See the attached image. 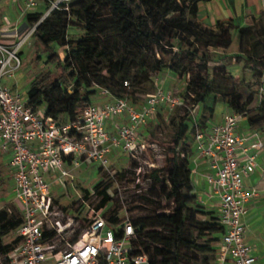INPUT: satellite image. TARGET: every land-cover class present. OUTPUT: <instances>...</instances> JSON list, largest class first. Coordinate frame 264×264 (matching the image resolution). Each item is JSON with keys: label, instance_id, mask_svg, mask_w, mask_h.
<instances>
[{"label": "trees", "instance_id": "1", "mask_svg": "<svg viewBox=\"0 0 264 264\" xmlns=\"http://www.w3.org/2000/svg\"><path fill=\"white\" fill-rule=\"evenodd\" d=\"M199 1L208 0H72L67 9H54L37 25L33 36L51 60L57 58L52 46L63 47L62 71L55 77L50 71L35 75L26 92L29 104L35 108L45 106L46 115L55 119L74 118L93 101L100 88L107 89L112 97L126 96L129 100V90L149 79L144 70L149 65L154 72L168 69L186 79L184 89L192 106L202 105L208 95L220 94L229 111L245 114L246 104L235 93L244 85L257 87L252 94L259 97L264 110V13L251 17L244 26H237L232 20L209 25L199 18ZM42 14L26 13L29 27ZM70 27L79 31L77 38L68 36ZM235 32L240 54H225L221 64L210 65L213 59L209 49H227ZM133 61L137 62L135 76L130 74ZM231 61L242 62L243 69L249 68L253 81L242 78L233 84L225 69ZM212 115L213 107L202 106L194 119L191 107L177 118L172 116L173 135L164 145L163 165L152 167L147 178L165 184L163 191L173 204L172 215L177 220L163 212L159 204L153 216L130 219L135 232L132 252L146 254L147 264H181L188 253L213 254L212 244L221 240L224 227L214 211L206 210L200 202L190 178L196 128L205 130ZM260 125H264V112L247 119L250 128ZM259 132L264 138V128ZM147 139L154 140L152 135ZM161 170L165 176H161ZM126 174V170L116 171L114 178L122 180ZM112 185V180L100 181L92 187V193L82 188V198L89 200L93 194L98 198L96 210L103 208L112 199ZM150 197L149 193L142 195L145 200ZM82 209L83 206L78 208V214ZM198 215L206 219L198 220ZM107 220L114 226L120 221L115 213H110ZM20 222L17 208H0L2 252L17 242L15 238L3 244L2 239ZM115 234L118 236L117 230ZM201 236L205 239L197 242ZM209 264L218 263L213 260Z\"/></svg>", "mask_w": 264, "mask_h": 264}, {"label": "built area", "instance_id": "2", "mask_svg": "<svg viewBox=\"0 0 264 264\" xmlns=\"http://www.w3.org/2000/svg\"><path fill=\"white\" fill-rule=\"evenodd\" d=\"M4 1L0 0V6ZM20 1L26 13L40 12L39 6L44 11L23 35L16 32L17 40H0V151L9 155L13 202L21 215L14 230L17 242L0 260L5 264H147L146 254L132 252L135 232L131 220L125 217L114 226L101 215L102 208L90 209L83 231L65 240L79 218L56 204L50 179L60 176L72 181L71 170L92 161L107 169L113 149L138 159L155 144L142 140L139 132L154 116L156 106L181 104V97L159 90L147 94L135 107L126 96L112 97L100 88L97 94L101 99L92 101L74 118L46 115L45 108L41 111L29 104L27 94L23 96L15 86L1 81L20 68V54L37 25L54 9H67L72 0ZM6 23L2 22L0 29L5 30ZM244 115L224 112L217 122L207 123L205 130L196 128L194 134L197 155L208 160L210 171L203 178L209 194L217 199L218 221L224 227L218 243L219 264H257L258 260L252 244L244 238L247 202L256 195L254 188L246 190L244 179L262 171L258 157L264 152V138L254 129L239 131ZM109 124L114 133L109 132ZM152 167L154 164H147V173ZM142 169L141 165L135 168L137 176ZM80 199L87 205L82 196ZM64 240L65 248L58 249L57 242Z\"/></svg>", "mask_w": 264, "mask_h": 264}, {"label": "rangeland", "instance_id": "3", "mask_svg": "<svg viewBox=\"0 0 264 264\" xmlns=\"http://www.w3.org/2000/svg\"><path fill=\"white\" fill-rule=\"evenodd\" d=\"M0 25L1 23L8 22L5 30L0 29V40L2 41H14L18 39L16 32L19 35H23L29 28V24L26 22L25 14L27 10L23 8L20 0H5L3 5L0 6ZM37 10L44 11V7L39 6ZM79 31L70 27L68 29L69 37L77 38ZM52 48L57 52V58L54 60L49 59L48 52L35 43V37L32 35L24 45L23 52L20 54L22 58V64L18 70H16L12 77H4L1 81L2 84H6L10 87L15 86L23 96H26V92L29 88L31 79L40 72L50 71L53 77L57 76L61 71L60 63L62 62L63 49L57 45H53ZM240 43L238 37H234L231 45L226 49H209V54L213 59L210 65L221 64V58L225 54L237 55L240 54ZM137 62L133 61L130 67V74L135 76L137 74ZM226 72L232 76V82L240 81L242 78L245 81L252 82V72L249 68L242 67V62L238 63L231 61L226 65ZM149 76L148 80H145L142 84L137 85L135 88H131L128 93V98L133 106L138 107L146 98L149 93H155L161 90L164 93H171L175 96H180L182 103L169 105L167 102L159 103L156 106L155 114L145 124L144 128L140 130L139 137L145 142L155 143L152 148H148L145 153L138 156V159H132L128 152L122 149H113L109 155L108 168L101 167L99 161H92L87 165L75 168L71 170L72 181L67 177L52 176L51 190L56 204L63 207L71 215H78L79 220L75 222L70 233L65 237V240H70L75 235L80 234L87 225L86 215L90 209L96 210L98 198L92 194L89 200H85V205L80 196H83L82 188H87L92 193V187L100 182L113 181L112 187L109 189L112 197L111 201L102 208L101 215L107 218L110 213H115L120 221L128 217L131 220H136L141 217H151L155 213L156 206L168 214L173 220H177L176 215H172L173 204L166 198L163 191L164 183H153L147 178V164H154V166L161 168L164 160V145L173 135V129L171 125L172 116L179 117L183 114L184 109L191 107V116L196 118L199 114V110L202 106L213 107V115L208 119L207 123L211 124L217 122L224 112L229 111V107L221 101V95L218 97L208 95L205 102L202 105H191L192 101L186 96L185 93V81L186 79H180L177 75L168 69L154 72L150 70L149 65L144 69ZM103 73L105 71L103 70ZM68 84V82L66 83ZM256 86L248 88L241 85L235 93L240 95L242 103L246 104L245 118L241 119L238 124L239 131H245L247 129V119L256 118L264 112L262 110V104L259 97H254L252 90H256ZM96 96V95H95ZM94 100V97H93ZM45 106H41L42 111ZM174 114V115H173ZM66 119V117L64 118ZM192 119V120H193ZM191 128V125H190ZM264 128V125L254 128L256 131H260ZM260 133V132H259ZM153 136L154 140H148L147 137ZM190 142V141H189ZM259 166L264 167V152L258 158ZM143 166L144 171H141L139 176L136 175L135 167ZM261 167V168H262ZM126 170L127 174L122 180L114 178V172ZM161 176H165L164 170H161ZM151 196L150 200H145L142 195L146 193ZM12 202V203H11ZM14 204V205H13ZM16 203L13 202L12 192V177L10 173L5 169L0 170V208L10 206L11 209L15 208ZM83 206L81 214H78V208ZM205 206L206 210H213L217 215L216 208L214 206ZM154 212V213H153ZM198 220H205L206 217L198 215ZM119 221V222H120ZM16 238L14 231L3 237V244H9ZM205 237H198L197 242L203 241ZM64 241L57 242V248L63 249L66 246ZM215 248V253L207 255H195L188 253L181 264H209L214 260L218 262L217 254V242L212 244ZM12 247V246H11ZM2 252L0 249V255ZM217 254V256H216ZM205 256L206 259H205ZM0 264H5L3 258L0 260Z\"/></svg>", "mask_w": 264, "mask_h": 264}, {"label": "crops", "instance_id": "4", "mask_svg": "<svg viewBox=\"0 0 264 264\" xmlns=\"http://www.w3.org/2000/svg\"><path fill=\"white\" fill-rule=\"evenodd\" d=\"M261 13H264V0H208L198 2L199 18L209 25L218 20H232L237 26H244L251 17H257ZM234 37H238L237 32L234 33ZM100 99L101 96L96 94L93 101L98 102ZM108 127L109 132L114 133L110 124ZM246 130H253V128L248 126ZM8 158V154L0 151V170L5 169L10 173ZM191 166L190 178L196 188L198 199L202 204L214 206L218 211L217 199L209 194L208 186L203 178V175L210 171L208 160L199 157L195 150ZM244 185L248 191L251 188L256 190V195L247 202L246 214L243 217V221L247 225L244 238L252 244L253 254L258 258L257 264H264V167H262V171H256L246 177Z\"/></svg>", "mask_w": 264, "mask_h": 264}]
</instances>
